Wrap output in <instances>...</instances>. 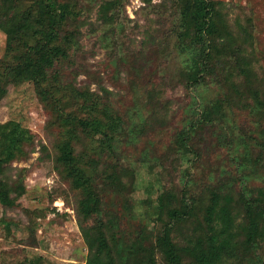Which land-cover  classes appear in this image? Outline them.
Here are the masks:
<instances>
[{
  "label": "rangeland",
  "instance_id": "374dc122",
  "mask_svg": "<svg viewBox=\"0 0 264 264\" xmlns=\"http://www.w3.org/2000/svg\"><path fill=\"white\" fill-rule=\"evenodd\" d=\"M60 1L76 3L78 17L69 28L79 29V47L61 68L63 82L95 93L101 108L110 107L130 126L125 124L112 152L101 136L83 134L77 118L89 117V111L81 101H72L67 88L69 97L57 105L51 97L42 99L33 83L9 87L0 103V123H20L33 143L24 145L26 157L11 161L10 182L22 183L25 194L19 205L0 202V264H86L89 248L82 226L87 223L77 212L81 190L72 187V179L56 163L55 146L67 136L76 154L95 161L103 216L114 218L118 236L126 242L141 231L149 243L156 241L168 217L163 214L165 221H160L153 210L165 192L180 196L186 191L196 199L199 218L173 233L175 241L185 244L202 220L210 192H224L236 201L241 192L257 196L264 191V111L255 107L245 76L235 73L229 84L238 85L246 101L225 102L219 119H204L205 105L226 100L228 72L219 81L206 77L196 90L186 86L180 75L184 58L177 44L178 6L163 0H122L115 19L104 23L99 17L102 0ZM221 1L232 25L253 21L254 39L245 45L252 64L249 85L264 100V0ZM6 52L7 36L0 29V60ZM60 111L73 121H63ZM141 115L145 122L137 133ZM68 128L74 130L72 136ZM112 165L130 172L121 179L126 189L108 183L107 167ZM243 218L240 212L238 221ZM260 255L264 264V242ZM155 258L164 264L160 251Z\"/></svg>",
  "mask_w": 264,
  "mask_h": 264
},
{
  "label": "trees",
  "instance_id": "16d2710c",
  "mask_svg": "<svg viewBox=\"0 0 264 264\" xmlns=\"http://www.w3.org/2000/svg\"><path fill=\"white\" fill-rule=\"evenodd\" d=\"M166 2L180 9L177 44L184 58V70L180 75L186 86L199 88L208 76L219 81L225 72H228L225 75L227 85L234 79V74L239 73L245 76L247 91L255 97V107L264 111V100H261L258 90L249 85L252 64L246 59L245 45L254 39L250 31L251 18L247 19L246 25L239 21L232 25L226 2L221 0H163L162 4ZM121 3L122 0H102L99 9L101 21L112 22ZM77 15L76 3L0 0V29L7 36V52L0 60V103L11 85L26 82L35 85L42 99L51 97L57 105L69 97V92L73 102L81 101L89 111V117L77 118L83 134L91 138L101 136V143L115 152L118 137L125 132V124H130L113 114L110 107L101 108V102L93 96L95 93L67 87L62 79L64 62L79 47V29L69 28ZM226 90V100L205 105V120L219 119L225 102L231 105V100L240 102L245 97L235 83L229 84ZM60 112L63 121L72 120L70 115ZM130 122L133 124L132 117ZM144 122L141 115V123L135 128L137 133H141ZM68 131L72 136L74 130L68 128ZM32 141L33 137L20 123H0V202L7 207L19 205V199L25 194L22 183L18 180L10 182L11 161L19 156L26 157L24 145H30ZM55 148L57 166L60 165L72 179V187L81 190L77 212L82 217L81 222L87 223L82 226L89 248L86 264H158L156 250L163 255L164 264H246L247 261L254 264V259L263 264L260 246L264 242V191L259 190L257 196L241 192L236 201L224 192H210L202 220L195 224L196 229L185 244L175 241L173 233L182 223L194 225L199 218L196 199L187 197L186 191L180 196L165 192L158 197L153 210L158 212L160 221H165L163 214L168 217L156 241L149 243L141 231L136 238L126 242L118 236V224L114 218L103 216L105 210L102 211L98 171L92 165L95 161L87 162L85 154H76L68 136ZM107 168L108 183L117 190L126 189V183L121 179L128 177L126 175L130 172L117 165ZM133 185L134 181L129 186ZM240 212L244 214L241 222L238 221Z\"/></svg>",
  "mask_w": 264,
  "mask_h": 264
}]
</instances>
